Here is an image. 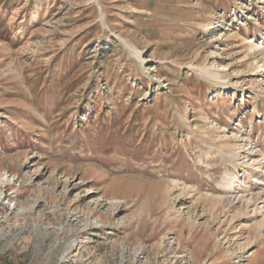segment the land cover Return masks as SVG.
<instances>
[{
	"label": "rangeland",
	"instance_id": "1",
	"mask_svg": "<svg viewBox=\"0 0 264 264\" xmlns=\"http://www.w3.org/2000/svg\"><path fill=\"white\" fill-rule=\"evenodd\" d=\"M0 264H264V0H0Z\"/></svg>",
	"mask_w": 264,
	"mask_h": 264
}]
</instances>
